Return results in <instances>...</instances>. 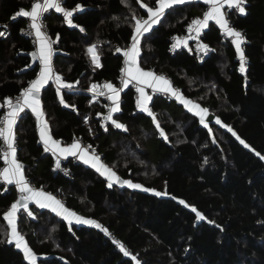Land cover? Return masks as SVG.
<instances>
[{
    "label": "trees",
    "instance_id": "obj_1",
    "mask_svg": "<svg viewBox=\"0 0 264 264\" xmlns=\"http://www.w3.org/2000/svg\"><path fill=\"white\" fill-rule=\"evenodd\" d=\"M35 1L0 0V24L8 32L0 37V103L19 97L39 74V61L31 55L35 45L22 33L27 19L16 15ZM61 3L73 11L75 26L53 11L44 21L54 42V72L72 87L58 92L51 81L40 93L51 134L62 143L80 139L90 144L120 179L142 188H109L99 172L72 158L68 174L54 172L56 158L44 150L36 119L25 110L15 136L27 180L107 229L129 253L99 228L69 225L31 204L32 216L21 209L17 227L37 264H264V0H246V14L226 9L229 24L246 39L245 74L239 71L234 44L214 22L203 30L209 51L204 58L186 47L172 51V37L185 35L206 5L192 2L167 9L159 24L142 36L139 64L168 77L215 120L205 127L197 115L159 92L150 104L158 129L137 107V91L130 85L122 91L116 115L127 131L111 123L105 126L108 102L92 95V86L98 89L105 81L120 85L122 51L132 43L136 20H147L148 8H157L158 0ZM93 46L100 67L89 52ZM61 95L69 107L60 103ZM2 112L0 107V117ZM17 199L14 186L0 185V264H29L14 243H7L10 227L4 215Z\"/></svg>",
    "mask_w": 264,
    "mask_h": 264
},
{
    "label": "snow or ice",
    "instance_id": "obj_2",
    "mask_svg": "<svg viewBox=\"0 0 264 264\" xmlns=\"http://www.w3.org/2000/svg\"><path fill=\"white\" fill-rule=\"evenodd\" d=\"M186 2H189V0H158V7L155 10L148 8L149 18L147 20H136L135 35L132 36L131 47L123 53L126 57L125 67L122 69V72L126 77V79L123 80L124 87H127L131 81L136 82V91L139 93V97L136 101L137 107L140 111L146 112L150 117H152L158 129L160 128V125L156 121L154 113L149 108V102L152 97L145 92L144 87L141 85L152 88L153 91L163 92L175 97L188 109V111L194 112L195 115L199 116L200 122L207 127V124L205 123V118L208 112L207 109L201 108L198 104L184 98L183 94L174 89L171 82L165 77L157 76L152 71H144L139 66L138 62V57L140 55V40L144 33L150 32L154 25L159 24L166 9H169L176 4H184ZM203 3L209 5V9L204 13L203 19H196L192 21V26L189 28V32L194 31L198 37L203 29L208 28L209 21H214L215 24L224 31V34L232 39V43L235 45L236 53L238 54L240 62L239 71L242 74H245L247 71L246 58L242 45L246 43V39L241 32L229 25L225 12L222 9L225 5H227L229 9L234 8L241 14H246L244 7L246 0H203ZM49 9H54L56 12L62 13L67 23L70 26H75L73 25L71 19L73 11L65 9L60 0H42V2L34 3L31 7V11L21 10L16 14L18 16L30 18L31 20V28L35 30V38L38 43V51L31 53V55L33 57V61H39L40 71L37 79L31 81L30 86L23 90L20 97H17V102L15 104L11 101V99L6 101L8 112L4 119L0 120V138H3V141L7 145L6 150L3 152V160L7 166L0 169V182H3L6 185H15L21 193L20 199L13 203L10 210L4 215V219L8 222L11 229L10 237L7 240V243H14L15 247L23 252L24 259L29 261V264H36V254L28 246L23 236L17 231L16 221L17 213L21 208L27 212L29 216H32V213L28 211V205L30 202L35 203L39 208L50 209L58 216H61L64 220H66L69 225L75 221L78 224H88L99 228L101 231L105 232V234L109 233L107 229L103 228L95 221L84 219L76 213L69 211L54 196L47 194L42 190H35L30 187L29 182L25 178L23 166L20 162H18L16 157L17 150L15 147L14 133V126L17 122V118L19 117V114L25 110V108L30 109L36 116L39 124L40 140L44 145V150L52 152L53 155H57V168H60V156H63L64 158H67L68 156H76L85 164L90 165L102 176H104L109 181V188L113 186V183H119L121 185L126 184L128 187L134 189L142 188L140 184H134L131 180L121 181L120 177L117 176L111 168L101 162L99 156L89 153L87 149L81 147L79 142L73 143L70 147H61L60 142L52 138L48 124L44 119V112L42 110L40 100L41 89L48 83L49 80L53 78H55L59 88L70 89L72 86L65 84L60 76L55 75L52 68L51 58L53 55V41H51L50 38L42 31V16ZM76 9L83 10V6L77 4ZM81 31H83V29H81ZM3 35L4 33L0 32V36ZM184 45L187 46V41H184ZM176 46V44L173 45L174 48ZM201 47L205 53L208 51L207 45H202ZM89 52L92 54L93 62L97 67H100L99 55L95 50V46L90 48ZM96 87L97 85H93V90L96 89ZM105 87L111 93V95L108 96V99H110L114 105L110 108V113L119 112L120 91L114 88L111 84H107ZM60 103L65 107H69V105L64 101L62 95L60 96ZM0 107H4V105L0 104ZM106 119L112 121L115 127L123 128L127 131L124 125L117 123L112 119L111 114L107 116ZM217 123H220L219 119H217ZM228 131H232V129L229 128ZM232 134L236 135L234 132ZM161 135H164L162 130ZM164 138L167 139L166 136ZM237 139L240 138L237 136ZM240 142L244 144L245 147H249L243 140H240ZM257 155H259V153H257ZM261 159H264V157H261ZM142 190L149 191V189L146 188H143ZM155 194L161 195L159 192H156ZM180 203L184 204V201L181 200ZM192 211L196 212V216L199 220L204 219L202 214L197 212L195 208H192ZM113 242L118 244L121 251H123L126 256L129 255L123 244L115 240ZM133 259H135V257H133Z\"/></svg>",
    "mask_w": 264,
    "mask_h": 264
},
{
    "label": "crops",
    "instance_id": "obj_3",
    "mask_svg": "<svg viewBox=\"0 0 264 264\" xmlns=\"http://www.w3.org/2000/svg\"><path fill=\"white\" fill-rule=\"evenodd\" d=\"M36 2H42V0H36L34 3H36ZM60 2H61V0H60ZM192 2H201V3H203V0H189V2H186V3H184V4H187V3H192ZM33 3V4H34ZM204 5H206V11L209 9V5H207V4H205V3H203ZM177 5H181V4H176V5H174V6H177ZM32 7V6H31ZM31 7L29 8V9H27V10H25V11H31ZM158 7V6H157ZM228 7H227V5H225L224 6V8L222 9L224 12H225V16H226V19H227V15H226V9H227ZM156 9V8H155ZM155 9H153V10H155ZM167 10V9H166ZM165 10V11H166ZM49 12L50 11H53V12H56L54 9H49L48 10ZM47 11V12H48ZM205 11V12H206ZM46 13V12H45ZM44 13V14H45ZM56 13H58V12H56ZM43 14V15H44ZM60 14H62V13H60ZM200 17V19H203V17H204V15L203 16H199ZM24 18H26L27 20L29 19L30 20V18H27V17H24ZM42 20H43V16H42ZM228 20V19H227ZM209 22H214V21H209ZM215 23V22H214ZM228 23H229V21H228ZM230 25V24H229ZM155 26V25H154ZM153 26V27H154ZM218 26V25H217ZM231 26V25H230ZM219 27V26H218ZM232 27V26H231ZM220 28V27H219ZM221 29V28H220ZM204 30V29H203ZM202 30V31H203ZM222 30V29H221ZM35 31V30H34ZM223 31V30H222ZM224 32V31H223ZM47 37H49V35H47L46 33H44ZM145 34V33H144ZM50 38V37H49ZM50 40L51 41H53L51 38H50ZM184 41H187V45L190 43V41H189V39H184L183 41H178V44L179 45H184ZM132 44V43H131ZM235 46V45H234ZM130 47H131V45H130ZM129 47V48H130ZM140 47V46H139ZM52 48H53V55H54V42H53V44H52ZM128 48V49H129ZM242 48H243V45H242ZM128 49H126V50H128ZM244 49V48H243ZM35 52L36 51H38V43L37 42H35ZM126 50H123L122 51V53H124V51H126ZM53 55H52V68H53V71H54V67H53ZM125 57V56H124ZM139 57H140V55H139ZM139 57H138V62H139ZM125 61H126V57H125ZM139 66H140V64H139ZM125 67V66H124ZM141 67V66H140ZM142 68V67H141ZM143 69V68H142ZM144 71H151V70H146V69H143ZM153 72V71H152ZM55 73V72H54ZM155 73V72H154ZM157 76H163V77H165L168 81H170L171 82V80L168 78V77H166V76H164V75H161V74H158V73H155ZM55 75H57V74H55ZM38 77V76H37ZM37 77L35 78V79H37ZM124 79H126V77L124 76V73L122 72V77H121V82H120V86H116V85H114L113 83H111V82H108V81H105V82H103L102 84H101V86H100V90H102L104 93H106L107 94V97L109 96V95H111V93L109 92V90L105 87V85H107V84H111L114 88H116V89H118L119 91H120V100H119V104H120V110H121V100H122V91L126 88V87H124V84H123V80ZM51 81H54L55 83H56V85H57V88H59V85L57 84V82H56V80H55V78H53V79H51V80H49L48 81V83L49 82H51ZM47 83V84H48ZM65 83V82H64ZM47 84H45V86L47 85ZM65 84H67V83H65ZM130 85H132V86H134L135 88L137 87V85H136V82L135 81H131L129 84H128V86H130ZM171 85H172V87L174 88V89H176V90H178L176 87H174L173 86V84H172V82H171ZM44 86V87H45ZM127 86V87H128ZM142 87H144V90H145V92L148 94V95H150L151 97H152V92H153V89L152 88H149V87H147V86H143V85H141ZM43 87V88H44ZM42 88V89H43ZM42 89H41V91H42ZM59 91H61V88H59ZM179 91V90H178ZM156 92H159V91H156ZM180 92V91H179ZM163 93V92H162ZM181 93V92H180ZM165 94V93H164ZM167 95H169L170 97H172L173 99H175V100H177L175 97H173V96H171L170 94H167ZM138 97H139V93L137 92V99H138ZM184 98H186V97H184ZM187 100H190V99H188V98H186ZM108 101L110 102L109 103V106H108V111H107V115L105 116V123H107V124H109V123H111V124H113L112 123V121H110V120H107L106 119V117L107 116H109L110 114H111V116H112V119L113 120H115L117 123H120L117 119H116V115L120 112H115V113H110V108H112L114 105H113V103H112V101L110 100V99H108ZM151 101H152V99H151ZM151 101L149 102V108H150V104H151ZM178 101V100H177ZM190 101H192V100H190ZM179 102V101H178ZM192 102H194V101H192ZM180 103V102H179ZM195 104H197L196 102H194ZM182 104V103H181ZM183 105V104H182ZM199 105V104H198ZM184 106V105H183ZM200 106V105H199ZM185 107V106H184ZM201 107V106H200ZM186 108V107H185ZM201 108H203V107H201ZM187 109V108H186ZM205 109V108H204ZM25 110H29V111H31L30 109H27V108H25ZM140 110V109H139ZM32 113V112H31ZM192 113H194V112H192ZM207 113H209V112H207ZM33 115H34V117H35V119H36V116H35V114L34 113H32ZM195 114V113H194ZM19 116H20V114H19ZM19 118V117H18ZM18 118H17V120H18ZM44 119H45V117H44ZM46 121V120H45ZM36 122H37V126H38V135H39V139H40V133H39V124H38V121H37V119H36ZM106 124V125H107ZM121 124V123H120ZM16 125V124H15ZM114 125V124H113ZM50 129V128H49ZM14 133H15V126H14ZM50 133H51V131H50ZM52 135V134H51ZM52 138L53 139H55L53 136H52ZM56 140V139H55ZM57 141H59V140H57ZM40 142L42 143V141L40 140ZM60 142V145H61V147H70L73 143H76V142H79V141H73V142H71V143H62L61 141H59ZM80 143V145H81V147L82 148H84V149H86L84 146H83V144L81 143V142H79ZM43 144V143H42ZM44 146V145H43ZM15 147H16V136H15ZM88 150V149H87ZM48 153H50V154H52L53 155V153L52 152H50V151H47ZM88 152L89 153H93V154H95V155H97V156H99L97 153H94V152H92V151H90V150H88ZM55 156V158H57V155H54ZM16 157H17V152H16ZM60 157H63V156H60ZM3 158V157H2ZM70 158H72V159H75V160H77V161H79V162H81L82 164H84V165H86V166H89V167H91L90 165H88V164H85L82 160H80L78 157H76V156H68L67 157V159H70ZM100 158V157H99ZM17 160H18V157H17ZM100 160H101V162L104 164V165H106L103 161H102V159L100 158ZM18 162H20L19 160H18ZM21 163V162H20ZM7 165L5 164V162H4V160H3V166L1 167V169H3L4 167H6ZM107 166V165H106ZM108 167V166H107ZM92 168V167H91ZM94 169V168H93ZM24 174H25V172H24ZM117 175V174H116ZM118 176V175H117ZM104 177V176H103ZM25 178H26V175H25ZM27 179V178H26ZM28 181V180H27ZM29 182V181H28ZM109 182V181H108ZM113 184H118V183H113ZM6 185V184H5ZM29 185H30V187H32L33 189H35V190H42V189H40V188H36V187H34L33 185H31L30 184V182H29ZM8 186H14L16 189H17V193H18V199L17 200H19L20 199V196H21V193L19 192V190H18V188L15 186V185H8ZM42 191H44V190H42ZM45 193H47V194H50V195H52V196H54L53 194H51V193H49V192H46V191H44ZM57 200H59L56 196H54ZM62 204H63V202L61 201V200H59ZM16 202V201H15ZM14 202V203H15ZM31 204H34V205H36L35 203H33V202H30L29 203V205H28V211H29V206L31 205ZM64 205V204H63ZM37 206V205H36ZM38 207V206H37ZM64 207L65 208H67L65 205H64ZM22 209V208H21ZM20 209V210H21ZM42 209H47V210H50V209H48V208H42ZM68 209V208H67ZM69 211H71V212H74V211H72V210H70V209H68ZM51 211V210H50ZM20 212V211H19ZM18 212V213H19ZM51 212H53V211H51ZM18 213H17V221H18ZM53 213H55V212H53ZM75 213V212H74ZM77 214V213H76ZM78 216H80V217H83L84 219H88V218H86V217H84V216H81V215H79V214H77ZM90 220V219H89ZM17 221H16V223H17ZM73 223H76L75 221H73ZM76 224H78V223H76ZM17 231H18V227H17ZM19 232V231H18ZM10 233H11V229H10ZM21 235V234H20ZM24 238V237H23ZM25 240V239H24ZM36 262H37V257H36Z\"/></svg>",
    "mask_w": 264,
    "mask_h": 264
},
{
    "label": "built area",
    "instance_id": "obj_4",
    "mask_svg": "<svg viewBox=\"0 0 264 264\" xmlns=\"http://www.w3.org/2000/svg\"><path fill=\"white\" fill-rule=\"evenodd\" d=\"M245 6V5H244ZM49 12V11H48ZM47 13V12H46ZM45 13V14H46ZM45 14L43 15V20H42V31L44 32V33H46L47 35H49V29H48V26H47V24H46V22L44 21V16H45ZM14 17H16V15H14ZM196 19H200V17L199 16H195L194 17V19L193 20H196ZM192 26V23H191V25L188 27V31H187V33L185 34V35H183V36H175V37H172V41H173V45L174 44H176L177 46L174 48L173 47V45H172V48H171V50L172 51H175V50H177L178 48H182V47H186V48H188L191 52H194L195 54H196V56L197 57H199V58H204L205 56H206V54H208V52L209 51H207L206 53H205V51L202 49V45H205L204 43H203V41H202V34H203V31H201V33H200V35L197 37V35H196V33L193 31V32H189V28ZM237 31H239V32H241L242 33V31H240V30H237ZM0 32H3L4 33V35L3 36H0V37H5L6 35H7V30L2 26V24H0ZM22 33H23V35H25L26 37H29V38H31L32 39V41H33V43H34V45H35V42H36V38H35V31H34V29H32L31 28V20H27L26 21V24H25V27L23 28V30H22ZM225 38L226 39H228V40H230V41H232V39L230 38V37H228V36H225ZM184 39H189V41H190V43L187 45V46H185V45H179L178 44V41H183ZM35 51V50H34ZM122 77V76H121ZM120 82H121V78H120ZM118 86H120V85H118ZM101 93H103V94H101ZM159 92H156V91H153L152 92V96L153 95H156V94H158ZM92 95H96V96H102V97H104L106 100H107V102H108V106H109V101H108V97H107V94L106 93H104L102 90H100L99 88L98 89H95L94 91H92V93H91ZM165 95H167V94H165ZM167 96H169V95H167ZM20 97V96H19ZM8 100V99H7ZM7 100H5V101H3V102H1L0 104H3L4 105V107H1L2 109H3V112H2V115H1V117H0V120H3L4 119V117L7 115V112H8V108H7V105H6V101ZM11 101L15 104L16 102H17V97L16 98H11ZM92 102V98H89L88 100H87V104L89 105L90 103ZM25 114V110L23 111V112H21L20 113V115H24ZM106 122V121H105ZM104 122V124H105V126H106V124L107 123H105ZM0 140H1V144H0V150H1V155H2V157H3V152L6 150V148H7V145L5 144V142L3 141V138H0ZM76 141H79V142H81L82 144H83V146L86 148V149H88V150H90V151H92V152H94V153H96V151H95V149L90 145V144H88V143H83L80 139H76ZM89 146H91V147H89ZM99 155V154H98ZM100 156V155H99ZM59 159H60V168H57L56 167V160H57V158L55 159V163H54V166H53V171L54 172H61V173H63V174H68L69 173V167H68V165H67V162H68V159L67 158H64V157H59ZM2 160H3V158H2ZM23 166V165H22ZM1 169V168H0ZM0 185H4L6 188L8 187V185H5L3 182H0ZM108 237L110 238V239H112L113 241L115 240V241H118V242H120L119 241V239H117L111 232H109V234H108ZM121 243V242H120ZM118 245V244H117ZM124 248H125V245H124Z\"/></svg>",
    "mask_w": 264,
    "mask_h": 264
},
{
    "label": "water",
    "instance_id": "obj_5",
    "mask_svg": "<svg viewBox=\"0 0 264 264\" xmlns=\"http://www.w3.org/2000/svg\"><path fill=\"white\" fill-rule=\"evenodd\" d=\"M35 52V51H34ZM215 120V115L213 113H209L208 117H207V122L210 123V122H213ZM125 126V125H124ZM126 128V126H125ZM127 129V128H126ZM124 130V129H123ZM125 131V130H124ZM121 181H125L124 179H121ZM118 185L120 186H124V185H121L118 183Z\"/></svg>",
    "mask_w": 264,
    "mask_h": 264
},
{
    "label": "rangeland",
    "instance_id": "obj_6",
    "mask_svg": "<svg viewBox=\"0 0 264 264\" xmlns=\"http://www.w3.org/2000/svg\"><path fill=\"white\" fill-rule=\"evenodd\" d=\"M208 115H209V113H207V115H206V118H205V123L208 125V122H207V117H208ZM199 117V116H198ZM100 157V156H99ZM101 158V157H100ZM36 264H37V262H36Z\"/></svg>",
    "mask_w": 264,
    "mask_h": 264
}]
</instances>
